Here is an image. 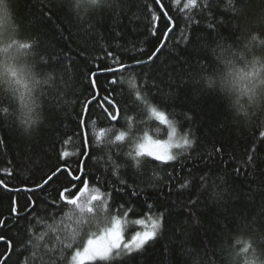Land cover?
I'll return each mask as SVG.
<instances>
[{"label": "snow or ice", "instance_id": "6c2138e0", "mask_svg": "<svg viewBox=\"0 0 264 264\" xmlns=\"http://www.w3.org/2000/svg\"><path fill=\"white\" fill-rule=\"evenodd\" d=\"M40 3L43 6L41 15L47 17L49 23L61 10H66L78 24H83L89 23L90 18L99 13L115 12L120 7L119 0H40ZM221 3H223L222 11L217 9L216 0H184V2L169 0L168 3H165V0H150L146 5L147 12L150 13V26L147 32L156 40V44L151 49H146L145 41L134 43L128 39L127 33L121 32H115L110 37V41H115L114 44L109 42L100 45L102 54L94 58L96 67L90 68L87 74L91 89L89 96L77 98L80 107V112L77 113V136L80 143L74 154L75 159H68L67 151H57L55 166L50 167L39 181L31 184L21 182V186H10L9 181L3 178V176L15 178L14 168L3 169V176H0V193L6 194L10 203L9 215L0 217V229L8 228L11 231L9 225H18L21 219L29 224L44 225L47 221L41 216L42 212L53 221L57 217L62 219L70 205L84 212L85 206L78 204L77 201L93 184L95 186L91 187V190L96 195H93L91 200H99L105 209V214L101 215L97 210L94 215L82 222L81 230L84 237H87L86 243L83 237L77 241L75 236L67 237L60 231L46 238L42 227L37 229L35 236L29 232V238L15 246L13 240L0 235V241L3 242L0 246L4 248V251L0 252V264H9L12 255L22 256V264H73V262L84 264L85 260H99L103 264H135L147 247L158 241L159 235L168 227L169 218L173 215L171 208L165 207L153 215V209L160 207L159 202L149 203L148 200L140 201L138 198L147 196V189L155 190L158 187L157 182L163 180L160 175L161 166H173L179 156H183L186 160L193 159L190 150H194L197 144L191 132L183 133L182 130L181 141H174L173 137L177 132L176 120L169 119L164 111L159 110L167 99L172 98V94L161 92L157 81L161 79L162 74L170 75V73L167 66L161 69L158 61L167 47V42L173 39L174 31L178 27V19L183 16L186 23L180 29L176 47L183 46L181 49L183 55L180 59L185 64L192 66L195 61L194 67L198 70L192 74L193 83L200 85L201 88L217 91L221 86L230 83L234 85L239 77L245 81L241 95L246 94L249 101L255 99L259 84L261 96H264V76H261L264 64L253 60L249 64L250 70L242 74L235 66L238 59H244V49L251 51L255 44H264V40L259 39L258 34L241 35L239 38L244 41V45L240 48L214 39V34L221 36L220 29L228 27L230 22H233L234 33L240 28L238 18L246 15L250 0H221ZM173 9L176 10L177 16L172 15ZM189 9L199 10L201 18L207 17L203 28L199 26L201 19L197 18L195 12L188 14ZM225 13L229 15L226 17ZM257 20L264 23V8L260 10ZM193 24L197 26L190 28ZM89 28H91L90 23ZM11 30L9 3L8 0H3L0 3V34H4V38L0 39V80L6 81L9 88L0 90V122H8L21 137L31 141L39 129L31 132L28 129L35 119L44 115L45 97L53 96L61 106L70 102L64 100L62 82L57 80L54 73L44 70L43 66L53 57H46L36 51L39 46L38 38H29L23 43L16 44L11 40ZM202 32H206L207 41L201 35ZM242 32L248 33L250 30L244 28ZM10 50H13L12 55L9 54ZM17 53L36 58L42 71L45 72L42 82L34 79L31 72L24 73L21 70L18 73L9 63ZM81 55H87L86 51L82 49ZM101 64L104 66L101 67ZM221 68L227 69L226 75H221ZM172 71L174 72L175 69ZM182 74L177 73V75ZM100 75L105 76L103 87L99 84ZM29 80L32 81V87L28 86ZM129 80L136 82L134 89L126 86ZM14 84L22 85L23 90L13 86ZM36 86H39V92L34 97L33 87ZM157 93H160V96ZM17 101L19 109L16 106ZM237 103L239 104L238 100ZM38 107L41 108L40 112L36 111ZM240 107L243 108V105ZM257 109V111L245 112L243 118L233 116V124L240 129L250 128L255 122L254 118L264 116V110H260L259 104ZM94 113L97 119L102 118L106 121L110 128L120 127L123 121V130L114 133V142L105 146L107 153L103 158L102 167H97L100 164V157L93 159L96 137L89 134V124L96 123L93 119ZM148 117H154L161 125L168 126L170 131L167 132V141L153 140L147 131L142 130L141 125ZM184 118L192 119L187 113L184 114ZM138 132H142L144 143L139 144L134 156L131 153L125 154L121 142L124 144L131 142ZM99 135L103 137L104 131L101 130ZM2 147H6V142L0 138V148ZM171 148L183 149V151L174 155L170 153ZM101 151L103 152L104 149L102 148ZM244 151L243 165L233 166V173L243 174L247 178L255 177L259 170L261 175H264V168H261L264 161L260 160V153L264 151V125L261 126L258 138H254L251 146H246ZM223 154V145L215 146L207 153L208 160L204 162V169H197L193 164L183 175L175 171L167 172L168 194L176 196L177 206L183 208L188 216L185 224L181 225L180 236L177 237L181 241L182 255L186 257L184 264H218V262L220 264L222 257L217 256L218 246L230 237L233 264H253L259 259L256 245L264 243V231H262L264 226L257 227L255 218L251 222L246 219L237 222L235 217L242 215L239 212L233 213V220L231 225L227 226V231L221 230L222 234L219 235L213 233L208 239L209 245L214 241L218 242L216 248L211 250L210 258L204 260L199 258L198 249L204 248L203 240H200L194 249L188 247L186 239H182L187 237L189 226L195 228L197 232L203 228V217L199 210L205 203L202 192L207 183L205 169L216 163L212 159L213 156L220 157ZM141 156L151 159L141 160L139 159ZM90 163L96 168L97 174L90 171ZM220 182L225 183L223 177L220 178ZM125 196L128 200H125ZM20 197L24 201L22 204L19 202ZM212 199L219 204L223 201V193L214 191ZM132 205L148 209L152 228L150 231H134L129 237H125L121 230L122 218H131L133 227L145 223L136 216V208ZM113 210L117 215H113ZM87 213H94V207L88 206ZM261 215L264 216V211ZM93 227L99 230L98 235L95 233L89 235ZM232 227L235 228L234 233ZM245 229L248 231L245 232Z\"/></svg>", "mask_w": 264, "mask_h": 264}, {"label": "trees", "instance_id": "16d2710c", "mask_svg": "<svg viewBox=\"0 0 264 264\" xmlns=\"http://www.w3.org/2000/svg\"><path fill=\"white\" fill-rule=\"evenodd\" d=\"M2 2L3 0H0V3ZM119 2L120 7L115 12H102L95 17H91L89 20L91 28H89V23L78 24L66 10L59 11L57 16L53 17L52 22L49 23L47 17L41 15L43 6L40 0H8L12 24L19 25L24 37L28 39L38 38L39 46L36 51L39 54L53 57L47 65L43 66L44 70L54 73L57 80L62 82L61 90L64 100L70 102L61 106V103L53 96H46L43 103L45 120L31 141L21 137L8 122H0V138H3L6 142V147L0 148V176H3V169L14 168L15 178L3 176L4 179L9 181L10 186H21V182L31 184L39 181L50 167L57 164V151H67L69 154L67 158L70 160L75 159L74 154L80 143L77 136V113L80 112L77 98L89 96L91 89L87 74L90 68L95 69L96 67L93 62L94 58L98 54H102L100 45H106L109 42L114 44L115 41H110V37L115 32L127 33L128 39L137 44L145 41L146 49H151L156 44L155 38L150 37L147 32L150 26V13L147 12L146 5L150 3V0H119ZM168 2L169 0H165V3ZM216 4L217 9L222 11L223 3H221V0H216ZM262 8H264V0H250L246 15L238 18L240 28L236 29L234 33L233 22H230L228 27L220 29L221 36L214 34V39L222 40L240 48H243L244 45V41L239 38L241 35L249 36L252 33H257L259 39H264V23L257 20ZM193 12L197 14V18L201 19L199 26L203 28L207 22V17H199V10H188V14ZM172 15H178L175 9H173ZM228 15L225 13L226 17ZM177 23L178 27L175 29L174 35L170 34L173 35V39L167 42V47L163 50V54L160 55L158 61L160 68L163 69L167 66L170 73V75L162 74L161 79L163 82H161V79L157 81L160 84L161 92L172 94V98L167 99L164 106L159 110L164 111L169 119L176 120L177 132L173 138L177 139V142L181 141L183 131V133L191 132L192 137L197 140V144L194 150H190L193 159L186 160L183 156H179L173 166H161L160 175L163 180L157 182L158 187L155 190L147 189L148 195L138 198L140 201L148 200L149 203L159 202L160 207L153 209V215L165 207H170L173 215L169 218L168 227L159 235L158 241L147 247L146 251L137 258L135 264H184L186 257L182 255L181 241L177 237L180 236L181 225L185 224L188 216L184 213L183 208L177 206L176 196L174 194L169 196L168 194L167 172L175 171L183 175L188 172L193 164L197 169H204V162L208 160L207 153L212 151L215 146L223 145L224 154L220 157L213 156L212 159L216 163L205 169L207 183L202 189L205 203L199 210L203 217V228L197 232L195 228L189 226L187 237L182 239H186L188 247L194 249L198 242L203 240L204 248L198 249V252L199 258L204 260L211 257V250L216 248L218 244L217 241H214L212 245H209L208 239L213 233L219 235L222 234L221 230H228L227 226L231 225L233 213L239 212L242 214L235 217L237 222L242 219L251 222L255 218L257 227L264 226V216L261 215V212L264 211V175H261L260 171L257 170L255 177L246 178L245 175H235L232 171L233 166L243 165L245 147L251 146L253 139L258 138L261 126L264 125V116L254 118L255 122L250 128H237L233 124V115L229 110L227 101L219 90H207L192 82V74L198 70L194 67L195 61H193L192 66L185 64L180 59L183 55L181 51L183 46L176 47L180 29L185 26L186 20L181 16ZM196 26L193 24L190 28ZM244 28L249 29L250 32H242ZM201 35L204 40H208L206 32H202ZM69 36H71V39H69ZM82 49L86 51L87 55H81ZM244 51V59H238L235 65L241 74L250 70L248 64L249 51L247 49H244ZM252 51L256 53L264 52V44H255ZM103 66L101 64V67ZM173 69H175L174 72ZM225 70L221 68V75L225 74ZM177 73L183 74L177 75ZM98 79L99 84L103 87L105 76L100 75ZM235 84L241 89L245 87V81L239 79V77H237ZM126 86L134 89L136 82L129 80ZM157 95L160 96V93H157ZM185 113L191 116L192 119H185ZM93 119L96 123L89 124V134L96 137L93 159L100 157V164L97 167H102L103 158L107 153L105 146L114 142V133L123 130V121H121L120 127L110 128L102 118L97 119L95 113ZM141 128L143 131H147L152 139L156 140L167 139V132L170 131L167 125H161L154 117L146 118ZM101 130L105 133L103 137L99 135ZM141 137L142 132H138L131 139V142L127 144L121 142L125 154L135 155L136 146ZM64 141H67V143H64ZM102 148L104 149L103 152L101 151ZM181 151L183 149L174 148L173 154L178 155ZM139 159H151V157L141 156ZM260 160L264 161V151L260 153ZM261 168H264V163L261 164ZM89 169L93 174H97L96 168L91 163ZM148 174H151L150 169ZM197 176H199V172H197ZM221 177L225 181L223 184L220 182ZM61 180H63V177H61ZM94 186L93 184L91 187ZM91 187L84 192L77 203L85 204V200L89 201L87 207L93 206L94 213H87V207H85L84 212H80L75 206L70 205L65 210L62 219L57 217L53 221L44 216L42 212L41 216L47 221L44 225L29 224L21 219L18 225H9L11 231L8 228L0 229V235L13 240L15 246L20 241H26L29 238V232L35 236L37 229L42 227L46 238L50 234L60 231L67 237L75 236L77 241L83 237L85 242L87 237H84L81 230L82 222L87 220L89 216L94 215L97 210L100 211L101 215L105 214V209L99 200L92 201L85 198L87 191L93 193ZM49 191H52V189H49ZM214 191L223 193V201L219 204L212 199ZM125 200H128L127 196H125ZM19 202L20 204L24 202L22 197L19 198ZM9 203L8 196L0 193V217L9 215ZM132 206L136 208L137 217L144 221L150 219L146 207ZM113 215H117L114 210ZM121 225L125 237H129L131 233L139 230L142 226L133 227L131 218H122ZM231 230L233 233L235 232L234 227ZM244 231L247 232L248 229ZM93 233L98 234L99 230L93 227L89 231V235ZM2 243L0 241V245ZM38 243L40 242L38 241ZM260 245L264 247V243H260ZM3 251L4 248L0 246V252ZM231 253L232 239L230 237L218 246L217 256L222 257L220 264H233ZM22 261V256L12 255L9 264H22ZM84 264H103V262L93 260L84 262Z\"/></svg>", "mask_w": 264, "mask_h": 264}, {"label": "clouds", "instance_id": "9594fccd", "mask_svg": "<svg viewBox=\"0 0 264 264\" xmlns=\"http://www.w3.org/2000/svg\"><path fill=\"white\" fill-rule=\"evenodd\" d=\"M257 34V33H253ZM11 40L15 41L16 44L23 43L28 40V38L24 37L21 33L20 27L18 24H12L11 30ZM4 38V34H0V39ZM264 40V39H262ZM13 50H10L9 54L12 55ZM258 61L260 64H264V52L256 53L254 51H249L248 53V64L251 61ZM9 63L17 70L19 73L23 70L24 73L31 72L33 74L34 79L40 80L41 82L45 78V72L42 71L41 65L36 61L34 56L30 55H20L15 54L13 58L9 61ZM227 74V69L225 70V75ZM261 76H264V71L261 72ZM27 80V77H25ZM28 86L32 87V81H27ZM15 87H20L23 90L22 85H13ZM260 85L257 86L256 97L255 99L249 101L248 96L241 95L242 89L239 88L236 84H228L227 86H221L219 90L220 94L225 97L229 110L231 111L234 117L243 118L245 116V112L257 111V104H259L260 110H264V96H261ZM9 88V84L0 80V90H7ZM39 92V86L33 87V96H37ZM239 101V104L237 103ZM39 103V101H38ZM243 105V108L240 107ZM17 109H19V102L17 101ZM37 112L41 111V108L36 109ZM45 116L42 115L40 118L35 119L33 124L28 129L29 132L39 129L40 126L44 123ZM243 240V238H241ZM239 247V246H237ZM258 260L254 261L253 264H264V247H261L260 244L256 245Z\"/></svg>", "mask_w": 264, "mask_h": 264}, {"label": "rangeland", "instance_id": "374dc122", "mask_svg": "<svg viewBox=\"0 0 264 264\" xmlns=\"http://www.w3.org/2000/svg\"><path fill=\"white\" fill-rule=\"evenodd\" d=\"M166 125V124H165ZM143 137V136H142ZM141 137V138H142ZM139 139V141H138V145L136 146V150H138V146H139V144H141V143H144V141H143V138L142 139ZM168 139V138H167ZM167 139H165L164 141H167ZM174 139V141H178L177 139L175 140V138H173ZM153 140H156V139H153ZM177 149V148H176ZM173 150H174V148H171L170 149V153L171 154H173ZM145 151H147V148L145 149ZM87 196L85 197L86 199H88V200H90L91 199V197L94 195V193H91L90 191H87V194H86ZM79 202V201H78ZM89 203V201H87V200H85V204H83V203H78V204H81V205H84L85 207H87V204ZM110 226V225H109ZM151 228H152V222H151V219H146V221H145V223L141 226V228H139V230H136V231H141V232H144V231H150L151 230ZM121 230H122V232H123V229H122V225H121ZM99 234V233H98ZM97 234V235H98ZM132 234V233H131ZM130 234V235H131ZM85 243H86V241H85ZM81 250H82V248H81ZM89 261H93V260H85L84 262H89ZM73 264H75V262H73Z\"/></svg>", "mask_w": 264, "mask_h": 264}]
</instances>
